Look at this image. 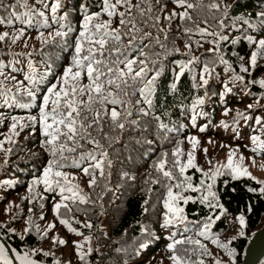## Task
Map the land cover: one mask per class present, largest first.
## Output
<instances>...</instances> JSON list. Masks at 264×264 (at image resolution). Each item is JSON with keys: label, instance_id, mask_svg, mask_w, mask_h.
<instances>
[{"label": "trees", "instance_id": "1", "mask_svg": "<svg viewBox=\"0 0 264 264\" xmlns=\"http://www.w3.org/2000/svg\"><path fill=\"white\" fill-rule=\"evenodd\" d=\"M110 2L115 3V0ZM130 2L140 7V11L135 12L139 32H129L120 25L118 13L133 15L124 7L118 6L117 14L111 18L102 13L103 0H59L55 21L51 5L56 0H0V34L8 33L0 43V70L4 72V76H0V134L10 126L6 132L11 136H0L3 160L0 161V243L6 246L9 257L12 250L18 255L35 250L38 254L31 259L36 264H69L57 249L70 246L80 238L91 240L83 249L86 253L90 248L91 252L78 264H155L150 257L159 249L164 252L157 263L166 264L168 256L175 254L187 264H200L201 261L203 264H217V261L220 264H243L250 237L264 226L261 225L264 219L261 185L245 178L230 179L221 171L212 180L196 167H188L182 175L174 161L179 159L186 163L187 151L196 153L197 144L193 148L190 141L193 134L202 138L239 137L243 145L255 136L258 140L253 148L257 149L258 144L264 146V106L256 102L262 98L264 88L250 83L264 79V50L256 49L246 39L248 36L255 40L264 39V24L259 19V14L264 12V0H189L195 5L188 9L191 20H181L179 16L171 20L164 18L173 12L184 11L174 0ZM213 4L219 7L213 8ZM149 8L151 12L147 11ZM31 10L45 14H33ZM94 13L102 14L92 24L111 20V35L102 55L98 45L95 46L99 63H93V67L99 70L101 80L105 81V92L113 91L123 103L113 105L106 101L101 103L99 99L90 101L88 92L79 91L90 84L86 68L80 70V78L70 85L75 84L78 89L76 100L84 119H77L76 128L79 130L81 124L85 125L81 133L84 139L77 136L68 141L61 137L53 155V146L46 143L49 137L42 135L40 106L51 85L56 84L57 90L63 85L65 68L72 67L74 72L78 70L73 65L77 40L82 41V56L94 47L80 37L85 15ZM157 16L159 22L155 21ZM185 29L192 31L186 32ZM200 29H206L209 34L201 35ZM21 30L24 35L13 42ZM116 30H119V41L112 39L117 35ZM57 31L66 35L56 36ZM92 32L94 29L88 35ZM27 34L35 35V41L26 40ZM133 35L136 39L130 40ZM156 40L160 42L157 44ZM214 40L215 44L211 42ZM233 40L237 43L233 44ZM253 51H257V60L255 67L251 68L249 58ZM127 60L136 61L133 71L117 80L113 72L124 70L127 73L124 63ZM36 62L43 64L35 65ZM87 63L84 61L85 65ZM241 65L249 67V72H240ZM181 66L183 74L178 75ZM141 67L149 69L142 74L148 79L138 85L136 82L140 79L134 80L137 78L134 71ZM109 68L113 72H109ZM237 74L244 77L245 83L233 80ZM202 75L208 80L207 85L202 83ZM154 76L156 79L149 91L147 81ZM109 78L121 85L118 95L114 86L106 83ZM29 91L35 94L34 97L28 94ZM91 95L96 96L95 93ZM55 98H50L46 111H51V101ZM200 100L203 103H197ZM193 107H196L195 112H191ZM113 109L120 114L118 123H122L123 128L112 121ZM226 110L227 115L224 114ZM238 113H244L249 119L238 117ZM12 117L18 120L32 117L34 121L22 124L19 120L21 131L13 135L10 131ZM257 117L261 119V125L256 124ZM218 122L220 127H216ZM201 128L204 131H200ZM62 130L67 131L66 128ZM15 131L18 133L17 129ZM89 139H94L97 144L88 142ZM61 142L64 143L62 153ZM69 148L75 150L69 151ZM177 149L180 150L179 156H173ZM102 152L106 155L102 156ZM90 153L102 161V175L100 169L93 166L94 161L87 158ZM161 161L165 162V170L172 173L173 180H168L158 170ZM50 162L64 165L63 170H54L75 174L87 181L84 185H76L80 192L77 199L62 203L68 204L71 210L62 206L55 213L62 233L70 232L63 245L50 241L46 236L49 229L40 226L42 220L52 215L51 204L57 199L41 197L42 193L38 192L40 184H44H33ZM74 162L79 167L74 166ZM83 168H89V173L85 174ZM93 177L96 182L89 186ZM184 177H191L190 183L200 191L193 192L186 185L184 190L173 187V192L193 197L187 204L181 200L177 205L184 209L185 220L180 221L167 213L164 200L168 187L184 184ZM209 183L213 185L212 191L225 214L202 237L197 233L208 222L207 217H214L219 212V208L209 209L201 203ZM166 215L172 220L167 226ZM239 216L244 217L243 228L238 227ZM61 219L68 222V227L60 223ZM103 222L107 233L101 228L100 232L96 230ZM69 227L74 231H69ZM234 227L236 232L228 243L231 255L226 257L219 253L222 249L212 241L218 239L221 243ZM71 235H74L73 239ZM190 240H200L204 247L190 243ZM174 241L184 242L176 244L174 251H170L168 246ZM43 252L49 255L44 256ZM203 252L205 257H201ZM258 264H264L263 260Z\"/></svg>", "mask_w": 264, "mask_h": 264}, {"label": "snow or ice", "instance_id": "2", "mask_svg": "<svg viewBox=\"0 0 264 264\" xmlns=\"http://www.w3.org/2000/svg\"><path fill=\"white\" fill-rule=\"evenodd\" d=\"M157 2H159V0H157ZM174 3L176 4L177 7L183 8L184 11L180 12V13H175L173 12L171 16H166L164 17L165 19L171 20L174 16H179V18L181 20H191V16L188 13V9H193L195 7V5L193 3H190L189 0H174ZM124 7L126 9L127 12L133 13L132 16H126L125 12H120L118 13L119 16L121 17L119 23L121 26H124L126 28H128L129 32H139L140 29L137 27V22H136V17H135V12L140 11V7L139 5H132L130 0H115V3H111L110 0H103V7H102V13L107 14L109 16V18H111L112 16L116 15V8L117 7ZM60 7V3L59 0H56V3H53L51 5V13L53 14V20H56V13L58 11ZM213 8H218L219 6L217 4H213L212 5ZM227 7V6H226ZM33 11V14H38L40 16H44V12H38L36 13L35 10H31ZM148 12H151V8H149L147 10ZM102 13H94L91 15H85L84 17V22L81 25V27L84 29L83 31L80 32V37L84 38V40H87L89 43H91L92 45H94V47H90L87 50V54L86 55H81L82 52L84 51L83 47H82V41L80 39L77 40L76 42V47H75V53H76V58H74L73 60V65L76 69H78L77 71H73L72 67H67L65 68L63 77H62V81H63V85L59 88V90H57V85L53 84L51 85L48 90H47V94L44 95L43 97V102L40 106V124H41V131H42V135H44L45 137H49V139H47L46 143L48 145H52V152L53 155L56 154V142L58 140H60L61 137H66V139L68 141H73L74 138H76L77 136H79L81 139H84V137L81 135V133L85 130V125L81 124L79 130L76 128V124H77V119H81L83 120L84 117L81 116V112H80V108L77 104V100H76V95L78 94V89L76 88L75 84H71L70 82H75L78 81V79L81 76V71L84 68H86L87 70V76L89 78L90 84L86 87V88H82L79 91L80 92H88L89 93V100L92 101L93 99H99L101 103H104L105 101L108 103H111L113 105H116L118 103H123V101H120L116 98V96H114L113 91H107L105 92V81L101 80V74L99 72L98 69H94L93 67V63H99V60L97 59V57L95 56V52L97 51L96 49V45H98V48L100 50V54H103V50L106 47V43H107V38L111 35L109 29L111 26V20L109 19V21L104 22V23H95L92 24L91 22L94 19H97ZM143 15V13H141ZM16 14L13 13V16H15ZM61 19H63V17H61ZM259 19L261 20V23L264 24V12L259 14ZM160 17L157 16L155 17V21L159 22ZM91 25V28H90ZM128 25H131V27H128ZM221 26H223L221 24ZM61 27H63V25H61ZM92 29H94V32H92L91 35H88V33L90 31H92ZM117 31V35L113 36L112 39L119 41L120 40V35H119V30ZM186 32H191V29H185ZM201 35H206L209 34L206 32V29H200L199 30ZM24 35L23 30H21L20 35L16 36L13 38V42H15L16 40H19L22 36ZM56 36H63L66 35V33L61 32V31H57L55 33ZM212 35H217V34H212ZM8 36V33H4V34H0V41L5 40V38ZM136 37L135 35L130 37V40H135ZM219 39L222 40H226L227 37H219ZM246 39L249 41V43L254 44L256 49L259 50H264V39H259V40H255L252 36H248L246 37ZM157 42H159L157 40ZM212 43H216V41H211ZM233 44L237 43L236 40L232 41ZM186 47H189V45H185ZM143 54V53H142ZM241 59H243V57H241ZM256 60H257V51H253L251 54V57L249 58V67L254 68L256 65ZM84 61H87L88 63L85 65ZM125 63V67L127 68V73L124 70H117L115 72H113V70L111 68L108 69L109 72H113V75L116 76L117 80H122L123 77H125L128 73H131L133 71V64L136 63V61L134 60H127L124 62ZM144 62L141 61V64H143ZM222 63L224 64H228V62L226 60H222ZM231 66L229 65V68ZM249 67H245L243 65H241L240 67V72L242 73H248L249 72ZM226 71H228V68L225 69ZM145 71L144 67H141L139 69V71L135 72V76L139 77L141 76V74ZM205 73L208 72L207 67H205ZM183 74V66H181V73H179L178 75H182ZM158 75V73H157ZM0 76H4V72L2 70H0ZM14 79V77H13ZM26 80H30L29 76H25ZM156 77H152V79L147 81V85L149 86V91L151 90L150 86L152 84H154ZM233 80L235 81H239L241 83H245L244 81V77L241 75H234L233 76ZM201 81L204 85H207L208 80L204 79V76H201ZM106 83L110 86H114L115 90H116V94H119V90L121 85L119 83H116L113 79L109 78L107 79ZM126 83V82H124ZM250 83L252 84H258L261 88H264V79H261L259 81L253 80ZM227 91H231V89H227ZM91 93H95L96 96L93 97L91 95ZM29 95L34 97V93L29 91L28 93ZM126 94V93H125ZM141 94L144 95V90L141 89ZM52 96H55L56 98L53 99L51 101L53 107L51 108V111H46L48 105H49V101L50 98ZM145 100L147 103H151L150 100H147V97L145 96ZM197 103H203L202 100L197 101ZM249 108H251V105H249ZM65 109H67V111H65ZM75 114V115H73ZM225 115H227V110L224 113ZM119 113L113 109L111 111V119L113 122H117L118 123V117H119ZM238 117L244 119V120H248L249 117L247 115H245L244 113H238L237 114ZM14 123L11 125L10 131L13 133V135H17L18 133H16V128H17V124L19 123L17 117H12ZM49 120L51 122H49ZM256 124L257 125H261L262 121L259 117L256 118ZM92 125H87V127H91ZM118 126L120 128H123L124 125L122 123H118ZM22 127V125H21ZM163 127V126H161ZM62 128H66L67 131L64 132L62 130ZM200 131H204L203 128L200 129ZM258 138L253 136L252 137V141L253 144H256ZM191 143L193 144V148H195L196 144L198 143V141H196V139L190 138ZM10 142V141H9ZM88 142L93 143V144H97V141H95L94 139H89ZM0 145H2V142H0ZM264 147V146H262ZM60 149H61V153L64 150V143L61 142L60 143ZM69 151H74V148H69ZM253 152H256L257 149L253 148L252 149ZM180 154V150L177 149V151H175L173 153V156H179ZM102 156L106 155L105 153H101ZM88 159L94 161V167L97 169H100L101 171V175L103 174V166H102V161L97 158L95 155L93 154H89ZM241 160H243V157L240 158ZM254 162V161H253ZM175 165H179V171L180 173L183 175V173L185 172V170L188 167H196V165L194 164V157L191 153H189L188 156V160L186 163H182L179 159L174 161ZM74 166L79 167V164H76L74 162ZM64 165L63 164H56L55 162H50L49 166L47 168H45L42 177L37 178L33 181V184H37V183H43L46 187H45V191H50L52 190V186L53 184H55L56 186H58L61 190V192L64 191H68L71 192L73 194V196L76 195V186L75 185H71L68 176L66 173L59 171V170H54L55 168H63ZM223 168H226L227 170H229L232 173L233 178H237L238 176H248L251 179H255L254 177H251L250 173L248 172L247 168L242 167L240 164H234L233 162V154L229 153L228 156V161L227 164L222 166ZM83 172L85 174L89 173V168H83L82 169ZM158 170L161 171L163 173V176L165 178H167L168 180H173L174 177L172 175V173L168 170H165V162L161 161L160 164L158 165ZM197 171H201L199 168H197ZM219 174V169H217L214 172L211 173H203L204 176L209 177V179L214 180L216 175ZM63 180L65 184L68 185L67 188L64 187V185H62L60 183V181ZM191 181V177H184V184L181 183H177L175 185H171L168 187V191H167V196L164 200V207L167 210V213H170L172 217H175L176 219L180 220V221H184L185 217L182 215L184 209L182 207H178L177 205L179 204V202L181 200H183V202L185 204H187L190 200H193V197L189 196V197H184L181 195V192H173V187L176 188H180L181 190H184V186L186 185L187 189H191L193 192H199L200 188L197 186H194L193 184L190 183ZM95 177H93L89 183V186H92L93 184H95ZM155 182V181H154ZM257 183H264V182H260V181H256ZM201 185H204V181L201 180ZM213 189V185L211 183L207 184L206 186V191L207 194L202 196L201 199V203H204L209 209H217L219 208V212L218 214H216L214 217L213 216H209L207 217V223H205L202 227V230L200 232L197 233V235L199 236H206V233L211 229L212 225L215 224L216 221L221 219V216L225 214V210L223 209V207L221 205H219V201L216 198V194L215 192L212 191ZM31 191V188L29 189ZM251 190V189H250ZM259 191L261 193H264V187H261L259 189ZM64 200H69L71 199V197L69 196H64L63 197ZM81 202H83V198L81 197ZM64 207L66 209H68L69 211L71 210L69 208L68 204H61V203H56L53 207V211L54 213H58L59 209L61 207ZM237 220L241 226V228L244 227L245 225V220L243 216H239L237 217ZM60 223L62 225H65L66 227H68V222L64 219L60 220ZM172 223V220L170 218L167 217L166 215V219H165V226H167L168 224ZM53 227V225H49V229H51ZM88 227H91V225L89 224ZM27 231V229L25 230ZM69 231H74V229H72L71 227H69ZM80 233L77 232V235H79ZM87 239L85 240V243H87ZM184 241H174V243L169 244V250L170 251H174L175 249V245L179 244V243H183ZM190 243H194L196 245H198L199 247H204L200 240H195V241H189ZM214 244H216V246L218 248H221L222 250H224L226 253H228L229 255H231V252L228 248V243H231L230 241L228 243H220L218 239H214L212 241ZM53 243H59L61 245H63L65 243V241L63 240H53ZM74 247L76 248V255L79 257V259L81 261L85 260V255L87 253H83L80 251L82 245L80 243H76L74 245ZM91 252V249L89 248L88 253ZM38 253L34 250L31 253L25 252L23 254L18 255L16 253L15 250H12V257H15V260L19 262V264H36V261L31 259L32 256H36ZM44 256H48L49 253L47 252H43L42 253ZM171 260L173 261V264H187V261L184 260L183 258L179 257L178 255H173L171 257ZM0 264H14V260L12 258L9 257V255L6 252V246L3 243H0ZM200 264H203V262L201 261ZM217 264H220L219 261H217Z\"/></svg>", "mask_w": 264, "mask_h": 264}, {"label": "rangeland", "instance_id": "3", "mask_svg": "<svg viewBox=\"0 0 264 264\" xmlns=\"http://www.w3.org/2000/svg\"><path fill=\"white\" fill-rule=\"evenodd\" d=\"M27 35L28 36L26 37V40H34L35 41V38H36L35 35H29V34H27ZM1 42H3V41H0V43ZM159 42H157V44ZM41 64H43V63L42 62H36L35 63V65H41ZM145 71H149V69L145 68ZM262 71H264V66H262ZM134 72H136V71H134ZM225 72L227 74V71H225ZM142 74H141V76L134 79L135 81H137L138 78L140 79V82H136V84H138V85H140V83L142 81H146L148 79V78L142 77ZM142 78H143V80H142ZM241 85L243 86L244 84H241ZM261 94H262V98L260 100H257L256 102L260 103L264 106V92H261ZM251 96L252 95L250 94L249 97H251ZM133 106H136V105H133ZM195 110H196V107L191 108V112H195ZM19 120L21 121L22 124H26V121H28V120H31L32 122L34 121V119L32 117L19 118ZM263 121H264V119H263ZM13 123H14V121H13ZM220 125H221V123L217 124L216 127H220ZM27 126H29V124H27ZM9 127L10 126L5 128V132L2 135L0 134V136L11 137L6 132L9 129ZM16 129H17V132L19 134L21 131L20 123L17 124ZM190 137L191 138L194 137L196 139V141H198L197 151H196V153L187 151L185 156H186V159L188 160L189 153H191L193 155L194 163L196 164V169L199 168L203 173H208V172L211 173V172H214L217 169H219V171L224 172L226 175L228 174L229 175L228 177L230 179H234L232 176V173L229 170H227L226 168L222 167L223 165L227 164L229 153H232L234 164H240L242 167L247 168L251 177L255 178V179H251L248 176H238L235 179L245 178V179H250V180L255 181V182L256 181L264 182V147H262L261 144H258L257 151L253 152L251 148H253L254 146H253V141L251 139L248 140L247 143H244L245 145H243V143L241 142L239 137L235 138V137L221 136V137H205V138H202L200 136H196V134H193ZM259 138H261V137H259ZM262 140L264 141V138H262ZM241 157H243V160L240 159ZM0 161H3L1 153H0ZM61 170H63V169L61 168ZM67 176H68V179L71 180V185H75V186L77 184L84 185L87 182L86 180H83L81 176H77L75 174H73V175L67 174ZM60 183L62 185H64L65 188L68 187V185L65 184L63 180H61ZM258 184L261 185V187H264V183H258ZM45 187H46L45 185L40 184V188H39L40 191L38 193H40V192L42 193L41 197H45V198L50 199L53 196L57 200L51 204L52 215L49 218L42 220L40 222V226L49 229V225H53V227L51 229H49V232L46 233V236L50 239V241H53L54 239L57 241H59V240L65 241V239L68 237L70 232H68V230H66L65 234L62 233V227L58 225V219H57V216L55 215V213H53V207L56 203H61V204L64 203V199H63L64 196L71 197V199H69V200H70V202H72L74 199H77L79 197L80 192L76 187V189H77L76 195L73 196V194L71 192H68V191L61 192L60 188L58 186H56L55 184H53L52 190H50V191H45ZM104 223L105 222L101 223L100 226L98 228H96L97 232H100L103 230L104 233H107L106 228L104 227ZM263 224H264V219L262 220L261 225H263ZM238 225H239L238 227H241L240 224H238ZM235 232H236V227H234L232 229L231 233H229L228 235L223 237V240L221 241V243H228L229 239H231L234 236ZM71 237L73 239L74 235H71ZM85 240L86 239L80 238V239H77L75 242H73L70 246H66V247L59 246L57 251L61 254L60 256L62 259H64V258L68 259L69 264H78L80 259L76 255L77 250L74 247V245L76 243H80L82 245L80 251L83 252V249L88 247L89 243L91 242V240L87 239L88 242L85 243ZM52 252L55 253L56 251L53 250ZM163 252L164 251L162 249H159V251L156 253L155 256L152 255L150 257V260L152 262H155V264H165L163 262H159V263L156 262L157 260L162 259V257H160V254ZM83 253H85V252H83ZM86 253H88V252H86ZM219 253L228 257V253H226L224 250L219 251ZM205 256H206V254H205V252H203L201 254V257H205ZM10 258H12L14 260V264H19V262L15 260V257H12L11 253H10ZM100 263H102V261H100ZM211 263H213V262H211ZM166 264H173L171 257L168 256V263L166 262Z\"/></svg>", "mask_w": 264, "mask_h": 264}, {"label": "water", "instance_id": "4", "mask_svg": "<svg viewBox=\"0 0 264 264\" xmlns=\"http://www.w3.org/2000/svg\"><path fill=\"white\" fill-rule=\"evenodd\" d=\"M264 258V227L256 231L249 239L243 264H258Z\"/></svg>", "mask_w": 264, "mask_h": 264}]
</instances>
